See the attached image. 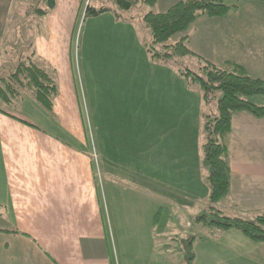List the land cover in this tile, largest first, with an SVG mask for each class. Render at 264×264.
Segmentation results:
<instances>
[{
	"label": "crops",
	"instance_id": "obj_1",
	"mask_svg": "<svg viewBox=\"0 0 264 264\" xmlns=\"http://www.w3.org/2000/svg\"><path fill=\"white\" fill-rule=\"evenodd\" d=\"M181 1L184 0H159L148 7L136 0L137 5L147 7L141 8L139 15L133 16L134 5L127 11L117 8L119 11H114L117 15L113 12L118 27L123 23L127 28L117 29V32L123 34L119 37L131 39L130 48L137 51V64L142 62L144 68L151 71L156 67L172 73L167 63L150 57L148 40L151 36L145 32L143 17L148 12L163 13ZM83 2L55 0L54 9L41 17L45 21V33L37 37L34 34L32 48L25 53L32 55V59L53 76L58 87L52 111L45 114L36 111L46 128L40 129L16 117L31 126L25 125L0 112V264H121L116 236L124 246L127 264H148L149 245L152 251L158 250L156 245H161L160 250H163L166 239H175H171L174 232L147 220L153 219L154 214L164 218L165 213L174 212L180 205L178 196L193 197L194 189L204 190L209 197V188L206 190L201 181L198 151L205 116L199 115L197 108L203 103L199 96L194 117L181 119L185 109L180 95L184 83L180 71L173 72L166 85L163 83L165 88L157 98V116L162 121L160 124L158 121L157 128L155 191L149 190L148 175L140 164L135 180L122 179L120 170L112 168L125 159L131 160L134 155L138 156L136 163H143L144 144L140 140L142 134L131 124L117 125L122 114L113 110L108 98L115 94L112 90L123 92L125 89L127 116L131 119L135 116L128 110L130 106L143 107V94L132 96L130 89L127 91L125 83L117 82L118 79L115 82L112 81L115 79L104 80L103 87L94 79L92 136L88 135L82 112L83 86L80 79H75L71 62L72 38ZM246 2L241 12L220 18L199 17L191 25L195 30L188 36V48L220 69L239 66L247 75L264 80V4ZM2 21L0 54L3 51L1 36L5 35L4 17ZM134 23L135 29L139 27L144 31V37L139 31L128 30L134 28ZM16 30L13 36L18 37L22 30L19 27ZM20 44L16 45L19 50ZM16 48L12 52L20 54ZM125 62L121 56L118 63L110 59L108 68L121 75L122 69H127ZM185 84L183 89L187 92ZM100 87L106 90L102 94L108 100H102L101 93H97ZM112 101L114 105L119 104L118 98ZM192 108L188 104L186 109ZM135 114L143 116L140 110ZM187 132L192 133L187 136ZM185 138L191 140L185 143ZM226 141L230 190L218 203L223 205L226 201V209L220 211L231 218L251 221L264 212V118L245 112L234 113ZM188 155L192 157H185ZM121 181L129 185L130 190L145 196V204L132 205L128 195L119 194L116 183ZM136 193L135 196H139ZM149 194L156 199L154 206L147 204ZM109 200L112 210L108 207ZM141 226L146 234L136 237L137 228ZM224 234L219 240H204L206 245L210 244L205 254L206 264H264V243L252 242L238 232ZM186 237L183 241L192 240L193 244L203 240H197L194 233ZM176 253L179 256L181 252Z\"/></svg>",
	"mask_w": 264,
	"mask_h": 264
},
{
	"label": "rangeland",
	"instance_id": "obj_2",
	"mask_svg": "<svg viewBox=\"0 0 264 264\" xmlns=\"http://www.w3.org/2000/svg\"><path fill=\"white\" fill-rule=\"evenodd\" d=\"M136 1V0H132ZM86 2V3H85ZM245 0H229L227 1L228 5H234L236 6L235 9H232L229 13H234L235 11H242L244 6L247 4L245 3ZM253 2V1H249ZM260 3V2H256ZM250 4V3H249ZM263 4V3H261ZM90 5V7L99 9L101 7H106L110 9V14L106 15H99V18H95L92 15H85V9L86 6ZM40 6V7H39ZM45 4L42 0H0V30L2 29L3 24V17L5 19V35L1 36L2 41V53L0 54V73L1 72H8L10 73L15 65L17 64L18 57L20 59H24V54L27 53V51L32 48L31 41L34 39V34L37 37L40 33H45L43 31L44 28V19H42V15H39L37 12H35L38 8H44ZM141 8H147L145 6L134 5L132 14L133 16H137L141 12ZM241 8V9H240ZM255 9V8H253ZM114 11L118 12L117 6L113 0H84L83 2V8L82 12L77 20L76 29L73 34L72 38V69L74 72L75 79H80V84L83 86V120L85 122V129L88 131V135L92 136V126H93V117H92V106L93 100L95 101L94 92L93 89V82L94 79H97L99 85L103 87L104 80H112L115 82L117 79L119 83H125L127 86V91L130 89V91L133 93L132 96H136V94L142 95L145 97L142 104L143 107H132L130 106L128 112H132V115L135 117H131V119L127 116V105H126V90H122L121 92L114 91L115 94H111V98H108V102L113 104V110L120 112L122 115L118 118L121 119L120 121H117V125H123V124H131L134 128L138 129V131L142 134L140 140L143 141V163H136L137 162V155H134L131 160L129 159H123L124 161L121 164L114 165L112 168H118L120 170V177L122 179H125L126 177L132 178V180H135V174L138 171V168L140 166L143 167L145 173L148 175V183H149V190L155 191V183H156V175H155V160L157 158V128L158 127V121L159 124L162 121L160 117L157 116V98L159 94H161L162 89L164 90L166 85V80L170 79V76H172V73H178L179 71L185 72L186 69L192 70L194 72H199V69L204 65V62L200 60L197 55L196 56H187V57H173L169 58L165 63H167L168 66L171 68L172 73H168V69H159V68H152V71L148 68H144L143 63H139L138 59L136 58L137 51L132 50L130 48V42L131 39L128 37H119L123 36V34H118L117 29L120 31L121 28L127 30L125 25H123V22L121 18L119 19L120 27H118V24L114 21L113 17ZM254 11V10H252ZM29 12V13H28ZM114 12V13H113ZM116 14V13H115ZM108 15V16H107ZM117 15V14H116ZM110 16V17H109ZM113 16V17H112ZM126 18H130V16L125 15ZM220 18V17H219ZM110 20L113 21V23L110 22ZM130 27L128 30H136L139 31L140 36L144 37V31L137 27L135 29ZM19 27L22 31L20 32V35L18 37L13 36L14 32H16V28ZM118 28H117V27ZM133 28V29H132ZM145 28V27H144ZM147 34H149V30L145 29ZM195 30V26H191L186 35L192 36ZM182 35H176L170 39L168 44H173L177 42ZM148 37L146 38V40ZM120 41V43H119ZM121 42L125 43L123 45ZM20 44V50L17 47V44ZM148 43H151V37H149ZM150 44H148L149 46ZM29 46V48H28ZM31 46V47H30ZM119 46H125L124 48H120ZM17 47V48H16ZM15 48L19 51H21L20 54L12 52L15 50ZM28 48V50H27ZM156 50L159 52L161 51V47H156ZM169 52V50L167 51ZM24 53V54H23ZM26 55V54H25ZM122 57L124 61H126L127 69H122V74L120 75V72L111 68H108V63H110V59L118 63V58ZM27 57V55L25 56ZM197 57V58H195ZM217 59V58H216ZM212 60V59H211ZM87 61L88 64H87ZM213 61V60H212ZM36 62V61H35ZM37 63V62H36ZM133 63H136L134 65ZM215 63V62H214ZM39 64V63H37ZM141 64V65H140ZM140 65V67H139ZM219 65V64H218ZM139 67V68H138ZM146 69V71H145ZM176 71V72H175ZM78 72V76H77ZM97 76V77H96ZM0 77H3L2 74H0ZM182 78V77H180ZM183 84L186 85L188 88L189 93H187L183 89L182 84V108L185 109L182 111L181 119L189 117L192 118L196 114L195 106H197V100L199 99V96L202 100L201 105L198 106L197 112L202 117L204 116H211L214 117L217 115V109H216V101L221 95L220 92L216 91L214 92L213 96L210 101L204 102L202 92L200 91L199 87L197 85H191L189 84L184 78H182ZM99 88L98 94L101 93V99L105 100V97L102 93L106 90H102L103 88ZM122 88V87H121ZM22 92V91H21ZM198 92L197 95H195ZM22 99H19L11 104V106H3V104L0 102V108L7 111L8 113L12 114L15 117H19L21 119H24L25 121L29 122L30 124L34 125L35 127H38L40 129H45V125L40 122L38 119V115H36V111H41L43 114L47 112L44 110L34 99L31 97L30 94H28L27 91H24L21 93ZM188 96V97H186ZM212 96V97H213ZM119 101L117 105H114L112 100H116L117 98ZM263 101H261V100ZM252 98L251 100L255 102L258 105L263 104L264 105V97L263 98ZM125 101V102H124ZM190 104L191 110L186 109L187 105ZM192 106V107H191ZM139 110L143 116H138L135 113H139ZM89 111V112H88ZM178 112H175L177 114ZM205 122V120H204ZM90 132V133H89ZM192 132H187V136H190ZM64 136L63 134H61ZM138 136V135H137ZM200 138V148L198 149L199 155H200V174H201V181L206 186V190H208V184L206 181L208 172L203 167V146L205 145V137H203V133L199 134ZM129 139V138H128ZM136 140H139L138 138H135ZM134 139V141H135ZM127 140V139H126ZM191 139L185 138V143H188ZM90 141L92 142V138H90ZM89 143L90 146H92V143ZM132 142V141H130ZM133 151H131L132 153ZM182 153V151H181ZM182 155V154H181ZM136 157V158H135ZM187 158H191L192 156L188 155L185 156ZM124 158V157H123ZM140 164V166H139ZM124 182H117L116 188L119 189V194H124L123 197L129 196V203L132 205L136 204H145L144 197L140 196V194L136 193L133 190H130L129 185H125L128 190L125 188ZM193 190V187L192 189ZM132 191V192H131ZM183 193L185 190H182ZM135 193L139 196H135ZM206 192L202 190L200 192H197L196 189L193 190V197H187L183 198L182 196L178 199L180 200V205H177L174 212L165 213L163 216L164 218H158L159 216H155L152 219L150 218L151 214L148 213L147 216L150 218L147 221L152 220L157 225L163 226V228H166L171 232H174V237L171 239H175L174 241L165 240V248L163 250L161 249V245H156L155 249L158 248L156 251H152V247L149 245L148 253L150 256V260L148 264H186V260L184 258L185 255V242L184 239L185 236L189 235L191 237L192 233L196 235V239L199 238L203 239L202 243L192 244V252L194 254V263L193 264H206L205 263V254H207V250L210 247V244L206 245L204 243L206 238L216 239L219 240L221 236H224L225 232H238L239 235H243L240 231L230 229L227 231H216L211 229L203 228L201 225H199L196 221V219L203 215L208 214V196L206 197ZM122 197V196H120ZM122 198L118 199L120 202ZM148 206H154L155 205V197L151 196L149 194L148 196ZM186 203L183 204L182 203ZM110 203H108V207L112 210V203L109 200ZM119 203V202H118ZM182 203V204H181ZM216 208L218 210L226 209V201L223 203V205H216ZM110 213V212H109ZM161 215V213H159ZM226 215V214H225ZM113 216V213H112ZM211 217V216H209ZM150 224V223H149ZM143 225V224H142ZM137 236L143 234H146L144 232V229L137 228ZM130 231V230H126ZM118 240V258L120 259L121 264H127L126 257L124 255V246L120 245V239H118V236H116ZM171 243V244H170ZM133 248H135L133 246ZM173 250L170 253L169 250ZM177 251L181 252L179 256L176 253ZM141 252V249L138 247V253ZM168 252L169 254H167ZM133 252H130L128 254H132ZM215 263V262H214ZM213 263V264H214ZM146 264V263H145Z\"/></svg>",
	"mask_w": 264,
	"mask_h": 264
},
{
	"label": "trees",
	"instance_id": "obj_3",
	"mask_svg": "<svg viewBox=\"0 0 264 264\" xmlns=\"http://www.w3.org/2000/svg\"><path fill=\"white\" fill-rule=\"evenodd\" d=\"M42 1L45 8H38L35 12L44 16L47 11L54 9L55 0ZM113 1L117 8L123 11L129 10L137 3L130 0ZM158 1L141 0L148 7H153ZM227 1L229 0H184L171 6L163 13L148 12L143 17V24L151 36V43L148 46L150 57L166 62L173 57L196 56L188 48V36L186 35L188 29L199 17L219 18L236 8L234 5H228ZM246 1L264 4V0ZM107 11L110 9L106 7L96 9L87 5L85 15L89 14L96 17ZM180 34L182 36L177 42L168 44L172 37ZM158 46L161 47L159 52L156 50ZM168 50L169 52H167ZM199 59L204 62L199 72L186 69L185 72L180 71L181 77L189 84L199 87L204 102L214 98L213 94L216 91L220 92L221 95L216 101L217 115L204 117L203 167L208 172L206 181L209 188V213L199 216L196 221L211 230L227 231L234 229L240 231L252 242L264 243V212L257 215L254 220L248 221L226 216L216 208V205L228 196L230 190L226 139L230 133L232 115L245 112L255 118H264V105H258L251 100L255 97H264V80L247 75L239 66H233L230 70H223L207 60ZM0 74L3 75L0 77V102L3 106H11L16 100L18 102L19 99H22L21 93L27 91L44 110L49 113L52 111L53 100L58 93L56 81L45 68L32 59V55L23 60L19 59L10 73L1 72ZM0 112L31 126L2 108H0ZM184 242L186 244L184 252L186 264H193L192 240Z\"/></svg>",
	"mask_w": 264,
	"mask_h": 264
}]
</instances>
